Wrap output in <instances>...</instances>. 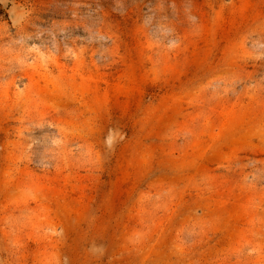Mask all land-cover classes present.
Here are the masks:
<instances>
[{
  "label": "rangeland",
  "instance_id": "1",
  "mask_svg": "<svg viewBox=\"0 0 264 264\" xmlns=\"http://www.w3.org/2000/svg\"><path fill=\"white\" fill-rule=\"evenodd\" d=\"M0 264H264V0H0Z\"/></svg>",
  "mask_w": 264,
  "mask_h": 264
}]
</instances>
